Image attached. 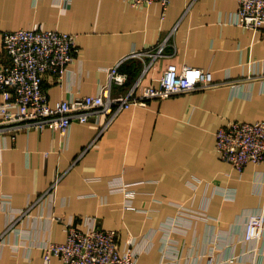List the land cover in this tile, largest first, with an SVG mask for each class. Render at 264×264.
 <instances>
[{
	"label": "crops",
	"instance_id": "crops-1",
	"mask_svg": "<svg viewBox=\"0 0 264 264\" xmlns=\"http://www.w3.org/2000/svg\"><path fill=\"white\" fill-rule=\"evenodd\" d=\"M237 8L238 0H171L167 8L0 0V34L33 27L76 34L69 71L45 77L52 104L97 94L108 68L161 43L165 56L152 65L149 56L121 65L129 74L123 89L141 75L158 84L170 63L210 70L215 80L127 108L104 131L102 115L73 122L67 134L51 126L0 134V264H47L42 244L65 241L68 224L93 222L117 230L122 250L134 238L140 264H264V238L243 240L249 214L264 209V164L240 172L216 147L222 125L264 119V34L234 23ZM120 182L132 193L113 185ZM50 264L64 262L53 256Z\"/></svg>",
	"mask_w": 264,
	"mask_h": 264
},
{
	"label": "built area",
	"instance_id": "built-area-1",
	"mask_svg": "<svg viewBox=\"0 0 264 264\" xmlns=\"http://www.w3.org/2000/svg\"><path fill=\"white\" fill-rule=\"evenodd\" d=\"M158 1L167 8L171 0H131L134 5ZM232 21L264 34V0H238ZM0 42V134L13 137L24 129L47 126L67 134L73 122H101L104 131L125 109L146 105L152 99H164L215 85L213 73L201 67L170 63L158 78V84H145L143 75L127 89L128 72L120 67L130 58H151L150 65L165 56V44L134 51L108 68L109 81L97 94H86L52 104L44 86L47 75L61 80L74 62L76 34L42 27L18 28L1 32ZM149 65V66H150ZM148 68H145V70ZM144 70V72H145ZM216 147L223 160L242 172L250 162L264 164V119L255 122L234 120L216 133ZM57 179L52 184L56 188ZM126 193L127 184L113 183ZM63 242L42 244L44 260L50 264L59 257L64 264H140L134 238L122 250L119 232L99 227L93 222L88 229L68 224ZM264 238V209L249 214L243 240L257 244ZM234 259L232 258L231 261Z\"/></svg>",
	"mask_w": 264,
	"mask_h": 264
},
{
	"label": "trees",
	"instance_id": "trees-1",
	"mask_svg": "<svg viewBox=\"0 0 264 264\" xmlns=\"http://www.w3.org/2000/svg\"><path fill=\"white\" fill-rule=\"evenodd\" d=\"M126 72H128V71H126Z\"/></svg>",
	"mask_w": 264,
	"mask_h": 264
}]
</instances>
